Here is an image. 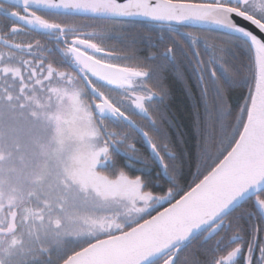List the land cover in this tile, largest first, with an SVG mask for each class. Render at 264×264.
Wrapping results in <instances>:
<instances>
[{"label": "snow or ice", "instance_id": "snow-or-ice-1", "mask_svg": "<svg viewBox=\"0 0 264 264\" xmlns=\"http://www.w3.org/2000/svg\"><path fill=\"white\" fill-rule=\"evenodd\" d=\"M0 264H264V0H0Z\"/></svg>", "mask_w": 264, "mask_h": 264}, {"label": "trees", "instance_id": "trees-1", "mask_svg": "<svg viewBox=\"0 0 264 264\" xmlns=\"http://www.w3.org/2000/svg\"><path fill=\"white\" fill-rule=\"evenodd\" d=\"M171 99L168 103L173 107L177 112V115L181 121L182 126L184 127L187 133V144L190 150L195 152V138L192 134V121L194 117L193 105L198 101L188 96L183 87L179 84H173L172 86ZM195 91V90H194ZM247 89L240 88L233 90L229 95V103L235 107L237 104L241 103V98L246 95ZM200 111L203 112V101H199ZM195 161L193 160L190 167L185 169L188 182H191L192 173L195 172Z\"/></svg>", "mask_w": 264, "mask_h": 264}, {"label": "flooded vegetation", "instance_id": "flooded-vegetation-1", "mask_svg": "<svg viewBox=\"0 0 264 264\" xmlns=\"http://www.w3.org/2000/svg\"><path fill=\"white\" fill-rule=\"evenodd\" d=\"M109 30H111V27L109 28ZM109 44L113 45V46H116V47H119V44H118L117 41H110ZM140 54L143 55L144 53H140ZM137 146L140 147V145H137Z\"/></svg>", "mask_w": 264, "mask_h": 264}]
</instances>
